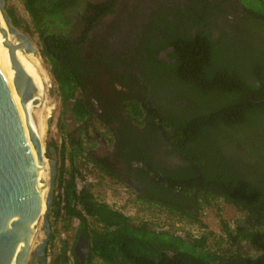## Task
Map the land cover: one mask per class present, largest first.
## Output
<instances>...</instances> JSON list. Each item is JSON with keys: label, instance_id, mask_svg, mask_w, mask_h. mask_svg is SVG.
<instances>
[{"label": "trees", "instance_id": "obj_1", "mask_svg": "<svg viewBox=\"0 0 264 264\" xmlns=\"http://www.w3.org/2000/svg\"><path fill=\"white\" fill-rule=\"evenodd\" d=\"M256 1L257 8L242 0L249 14L244 31L223 32L215 38L203 22L196 36L172 27V38L165 46L175 47L171 56L177 61H160L151 52V74L154 71L165 84L153 88L155 107H145L149 113L138 131L153 133L146 136L157 140L161 150L169 148L166 154L179 155L181 164L167 167L142 154L141 174L152 179L141 186L147 195L134 189L138 198L203 227L207 226L199 220L198 210L222 198L244 214L245 225L237 223L233 230L221 218L223 236L208 231L184 237L147 221L135 222L99 200L91 186L79 188L82 173L75 154H70L69 168L64 161L57 169L49 218L52 227L62 222L65 230L76 229L77 238L83 234L88 239L91 248L86 264L97 260L101 264H264V0ZM22 2L63 102L78 100L71 108L77 119L92 118L81 93L83 46L78 39H66L72 32L74 11L83 0ZM8 12L17 27L29 30L17 10L9 8ZM127 111L144 115L138 103L128 104ZM71 142L77 155L89 157L83 143ZM56 236L52 230L49 241L54 242ZM225 241L230 249L223 248ZM244 242H250L259 254L244 256L240 250ZM70 250L71 256L66 245L57 257L59 264H82Z\"/></svg>", "mask_w": 264, "mask_h": 264}, {"label": "flooded vegetation", "instance_id": "obj_2", "mask_svg": "<svg viewBox=\"0 0 264 264\" xmlns=\"http://www.w3.org/2000/svg\"><path fill=\"white\" fill-rule=\"evenodd\" d=\"M73 15L72 32L66 39H78L83 46L81 93L93 113L92 118L79 121L71 109L78 100L66 102L79 124L73 134L75 144L83 138L99 144L98 150L86 148L88 158L147 195L141 186L152 177L141 174L142 154L167 167L181 164L179 155L166 154L169 148L161 150L157 140L146 136L153 133L138 131L149 113L145 107H155L153 88L165 84L154 71L151 74V52L160 61H177L171 56L175 47L165 46L172 38V27L196 36L203 22L215 38L223 32L244 31L247 8L242 0H83ZM132 103L144 109L142 117L127 111ZM95 121L102 129L95 128ZM241 224L245 225L244 220Z\"/></svg>", "mask_w": 264, "mask_h": 264}, {"label": "water", "instance_id": "obj_3", "mask_svg": "<svg viewBox=\"0 0 264 264\" xmlns=\"http://www.w3.org/2000/svg\"><path fill=\"white\" fill-rule=\"evenodd\" d=\"M0 10L17 41V44L9 45L11 61L16 70L13 86L15 92L21 95V108L26 116L23 114V117L30 132L28 139L12 89L0 70V264H27L32 247L40 238L38 219L41 215L42 196L38 159L46 157L42 141L35 137L30 127L26 107L31 100L35 104L40 102L36 99L38 86L24 68L16 51L20 49L35 57H38L39 51L29 35L13 23L7 0H0ZM50 123L51 119L48 121ZM50 151L53 159L49 161L47 211L43 215L45 238L34 249L31 264H48L47 247L52 234L49 213L53 207L57 174L55 148L51 147ZM44 183L47 184V181ZM90 248V242L81 234L74 251L82 264L87 263Z\"/></svg>", "mask_w": 264, "mask_h": 264}, {"label": "rangeland", "instance_id": "obj_4", "mask_svg": "<svg viewBox=\"0 0 264 264\" xmlns=\"http://www.w3.org/2000/svg\"><path fill=\"white\" fill-rule=\"evenodd\" d=\"M246 3L249 6L258 7V2L256 0H246ZM7 7L8 9L13 8L17 10L19 16L24 20L25 25L29 28L28 31L22 28L20 29L29 35L34 45L37 47L39 51L38 59L40 70L44 73V75L46 74L45 76L48 80V95L50 101L48 106L50 107V110L45 113L44 125L46 127V132L41 138L44 147V154L47 160L48 185L50 183L49 161L50 159H53L50 148L53 147L55 148L57 169L64 161L66 168H69L71 163L70 154H75V162L79 165L80 172L82 173V176L80 175L78 177L79 188L81 189L84 185L91 186L99 200L105 201L113 207L123 211L135 222L147 221L153 224L157 229H168L182 236L188 232L200 235L208 231L214 232L217 236H223L221 218H224L233 230L236 229L237 223H241V221L244 220V214L239 211L237 207L227 203L222 198L215 199L212 201L211 205L202 207L198 210L199 220L207 226L203 227L198 222L190 223L187 219H181L178 216H173L170 214L169 210L163 206L138 198L134 188H132L128 182H124L119 178H113L112 176L110 177L107 169L102 168L100 163L94 161L93 159L85 158L83 155H77V152L72 148L71 139H74L73 134L78 129L79 124L76 120H74V117L68 111L70 106L63 102L58 83L51 72V65L41 54L42 44L40 37L34 30L30 16L26 11L22 0H7ZM49 119H51L50 125L48 124ZM94 124L96 129L101 128L99 121H95ZM103 133H105V131H103ZM82 143L87 148H91L92 150H98L100 146L99 144L93 142L91 143V140L88 141L85 138H83ZM63 149H65L64 157L62 154ZM56 189L57 182L55 184V190ZM42 214L40 217V219H42H39L38 222L40 238L37 239L33 245L32 254L27 264H31L30 261L33 256V249L35 246L40 244L45 238L44 218ZM75 226H78V221H76ZM52 230L55 231L57 236L54 242L51 243L49 241L50 243L47 247L48 264H58V255L63 252L67 245L69 248L67 254L71 256L70 249H75V244L78 238L76 236V229L71 228L70 230H65L62 227V222L55 223ZM65 241L67 244H65ZM223 248L230 249L231 246L225 241L223 243ZM240 248L242 254L247 257H256L259 254V251L250 242H244ZM233 249L235 251L236 247ZM95 264H101V262L97 260Z\"/></svg>", "mask_w": 264, "mask_h": 264}, {"label": "bare ground", "instance_id": "obj_5", "mask_svg": "<svg viewBox=\"0 0 264 264\" xmlns=\"http://www.w3.org/2000/svg\"><path fill=\"white\" fill-rule=\"evenodd\" d=\"M16 42L17 41L11 34L4 20L2 12L0 10V70L2 71L3 76L5 77L6 81L8 82V84L10 85L12 89L15 103L20 110V114L22 115L24 129L29 139L30 132L26 125L25 118H24L26 116L21 108V103H20L22 98L20 94L15 92L14 86H13L16 70L11 61V54H10L11 52H10L9 45H13V44L15 45L17 44ZM16 55L20 59L21 63L24 65V68L26 69V71L34 78L36 85L38 86L39 94L36 97V99H39L40 102L38 104H35L34 103L35 101L31 100L29 103L26 104L27 105L26 107H27V112L30 117V127L33 133L35 134V137L41 140L43 134L46 132V127L44 125L45 113L49 112L50 110V107L48 106L50 102L49 95H48V84H47L48 80L45 76L46 74L44 75V73L40 70V64H39L38 57H35L32 54H25L20 49L16 51ZM23 114H24V117H23ZM30 141L32 142V140ZM43 148L44 147H42V150ZM38 163H39V176H40L39 184L41 186V196H42L41 214L43 213L42 215H44L47 211V203H46L47 202V191L49 190L48 182L47 184L44 183V181H47V175H48L47 160L46 158L43 159L39 157ZM39 219H38V222H39Z\"/></svg>", "mask_w": 264, "mask_h": 264}, {"label": "built area", "instance_id": "obj_6", "mask_svg": "<svg viewBox=\"0 0 264 264\" xmlns=\"http://www.w3.org/2000/svg\"><path fill=\"white\" fill-rule=\"evenodd\" d=\"M188 233L193 234L192 232H188ZM188 233H187V234H188ZM176 234H177V233H176ZM187 234H185L184 237H185ZM178 235H179V234H178ZM193 235H195L196 237H198V236H200L201 234H200V235H198V234H193ZM181 236H182V235H181Z\"/></svg>", "mask_w": 264, "mask_h": 264}]
</instances>
